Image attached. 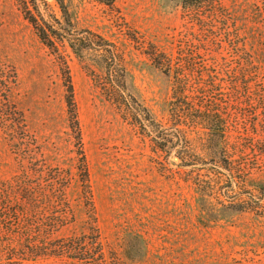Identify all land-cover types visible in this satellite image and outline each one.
Instances as JSON below:
<instances>
[{"label": "trees", "instance_id": "trees-1", "mask_svg": "<svg viewBox=\"0 0 264 264\" xmlns=\"http://www.w3.org/2000/svg\"><path fill=\"white\" fill-rule=\"evenodd\" d=\"M55 2L58 15L47 20L38 0H15L44 45L57 51L66 44L87 71H102L92 80L105 98L134 126H150L156 149L176 156L171 164L193 191L196 222L208 227L252 214L264 225V0H162L180 7L188 27L170 52L151 44L150 51L143 48L148 59L139 62L124 42L88 28L79 32L67 3ZM62 64L67 146L39 141L29 129L11 98L15 67L0 56V136L16 163L0 178V264L63 256L108 264L116 245L128 255L147 252L139 230H125L119 244L101 237L71 78ZM136 66L165 78L163 124L139 97ZM68 226L72 237L50 241Z\"/></svg>", "mask_w": 264, "mask_h": 264}, {"label": "rangeland", "instance_id": "rangeland-1", "mask_svg": "<svg viewBox=\"0 0 264 264\" xmlns=\"http://www.w3.org/2000/svg\"><path fill=\"white\" fill-rule=\"evenodd\" d=\"M64 1L79 32L88 28L109 41L124 42L133 62L146 61L143 48L150 51L151 44L170 52L188 27L180 7L163 5L162 0ZM38 2L45 19L50 20L48 14L58 15L55 0ZM45 3L47 9H43ZM0 56L15 67L17 81L11 98L23 111L29 129L39 141L51 139L61 146L68 143L62 64L66 62L101 237L119 244L131 228L148 239L145 255L135 251L128 255L116 245L114 254L106 255L108 264H264V225L252 214L239 215L231 223L198 224L193 191L171 164L176 156L156 149V132L150 126H134L105 98L92 80V74L102 71H87L66 44L57 51L44 45L15 0H0ZM132 72L140 99L163 124L161 108L169 96L163 74L137 66ZM15 169L0 136V178ZM72 232L68 226L49 239L70 238ZM36 264L86 263L63 256Z\"/></svg>", "mask_w": 264, "mask_h": 264}]
</instances>
